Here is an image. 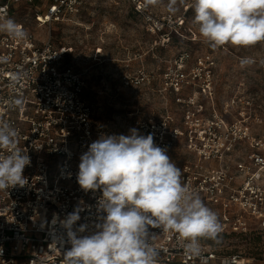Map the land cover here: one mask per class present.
<instances>
[{
	"label": "built area",
	"instance_id": "built-area-1",
	"mask_svg": "<svg viewBox=\"0 0 264 264\" xmlns=\"http://www.w3.org/2000/svg\"><path fill=\"white\" fill-rule=\"evenodd\" d=\"M23 1L0 2V20L13 19ZM113 1H128L147 30L164 39L183 28V17L160 15L151 6L145 8L144 0ZM84 3L50 0L37 13L36 24L68 21L81 13ZM14 21L29 38L21 42L0 33V56L8 58L0 63V119L19 131L18 146L28 152L31 165L23 173L27 185L0 191V264H63L70 245H52L63 232L59 220L80 207L77 226L91 224L102 196L100 190L85 192L77 183L80 156L101 136H127L133 128L152 134L171 160L172 151L183 146L189 159L175 163L182 182L218 215L221 241L249 239L264 231V119L247 110L235 113L230 101L218 106L216 61L210 56L190 61L191 55L183 52L167 61L164 70L149 71L142 64L123 72L125 88L150 89L161 97L162 107L148 115L137 111L129 119L99 122L85 97L83 73L66 64L65 52L51 35L41 37L25 22ZM16 99L22 107L13 105ZM152 231L161 248L159 264H250L243 254L227 252L212 241L202 243L201 257H190L176 234Z\"/></svg>",
	"mask_w": 264,
	"mask_h": 264
},
{
	"label": "clouds",
	"instance_id": "clouds-1",
	"mask_svg": "<svg viewBox=\"0 0 264 264\" xmlns=\"http://www.w3.org/2000/svg\"><path fill=\"white\" fill-rule=\"evenodd\" d=\"M162 3L144 0V7ZM188 6L202 41L212 49L264 42V0H191ZM166 11L174 16L178 0H167ZM0 33L21 42L29 38L11 18L0 20ZM7 59L0 56V63ZM254 63L252 57L240 60L242 68ZM13 105L22 107V100H14ZM19 135L11 123L0 119V191L28 184L23 173L31 159L18 146ZM78 169L80 188L100 190L102 196L91 224L77 226L80 207L59 220L63 232L52 245L61 249L70 245L63 264H159L161 248L154 243L158 234L153 229L176 234L184 252L193 258L201 257L204 241L221 242L218 215L182 182V170L154 143L152 134L141 135L133 128L127 136H101L80 156Z\"/></svg>",
	"mask_w": 264,
	"mask_h": 264
},
{
	"label": "rangeland",
	"instance_id": "rangeland-1",
	"mask_svg": "<svg viewBox=\"0 0 264 264\" xmlns=\"http://www.w3.org/2000/svg\"><path fill=\"white\" fill-rule=\"evenodd\" d=\"M49 2L23 1L13 19L25 22L41 37L51 35L65 52L66 64L83 73L87 85L85 97L94 106L99 122L114 123L129 119L137 111L148 115L160 110L161 97L147 88L138 91L125 88L121 75L124 69L135 70L142 64L149 71L164 70L167 61H175L183 52L191 55L190 61L203 56L216 61L219 107L230 101L235 113L247 110L264 119V42L247 48L231 45L210 48L193 22L194 12L188 6L191 0L182 4L178 0L179 11L174 16L183 17L185 22L169 40L149 32L143 17L134 12L128 1L85 0L81 13L70 20L39 27L37 13ZM166 4L164 0L151 7L158 14L167 15ZM243 57H252L255 63L242 68ZM127 64L129 67H125ZM187 159L189 156L181 144L172 151V161L176 164ZM216 245L227 252L243 254L250 264H264V231L254 232L249 239L230 238Z\"/></svg>",
	"mask_w": 264,
	"mask_h": 264
},
{
	"label": "crops",
	"instance_id": "crops-1",
	"mask_svg": "<svg viewBox=\"0 0 264 264\" xmlns=\"http://www.w3.org/2000/svg\"><path fill=\"white\" fill-rule=\"evenodd\" d=\"M0 2H4V0L3 1H0ZM124 63H127L126 61H124ZM144 65V64H143ZM141 66V65H140ZM125 67H129V65L127 64V65H125ZM129 70H132L131 68H128V69H124V71L123 72H125V71H129Z\"/></svg>",
	"mask_w": 264,
	"mask_h": 264
}]
</instances>
